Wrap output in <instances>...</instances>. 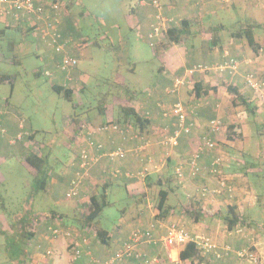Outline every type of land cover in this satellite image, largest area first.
<instances>
[{
	"label": "rangeland",
	"instance_id": "obj_1",
	"mask_svg": "<svg viewBox=\"0 0 264 264\" xmlns=\"http://www.w3.org/2000/svg\"><path fill=\"white\" fill-rule=\"evenodd\" d=\"M67 1L66 9L73 18L72 22L75 23L74 28L79 39L76 68L84 84V87L74 88L77 92L73 95L72 101L67 100L62 93L54 91L51 80L41 73L39 75L35 73L41 72L46 67L42 58L46 49L38 43L32 31L21 29L13 31L12 26H5V34L0 38V75L10 76L8 80L0 81V106H5V110H16L21 114L23 121L36 132L34 143L38 145L39 142H44L50 146L46 149L50 156L47 167L49 175L44 188L37 187L33 170L23 163L20 154H12L4 161L2 158L0 264H18L16 261L18 256H23L22 264L28 263L24 255L27 247L25 239L28 231L35 228L39 217L45 212L55 210L61 213L62 219L56 221H61L67 227L76 224L75 212L68 206L75 199H65L66 188L63 186L52 192L53 177L64 179L74 159L75 143L70 141V129L64 126L65 117L74 110H97V106L101 103L108 107L113 101L126 102L130 98L133 101L134 97L151 88L158 76L160 60L154 55L153 41L147 37V27H138L140 17L136 12L139 0ZM245 3L237 2L225 6L224 2H220L222 8L209 19L204 22L196 20L192 25L204 23L203 25L208 27V25L223 24L224 27L218 30V36L221 38V44L226 45L231 28L240 23L264 22V6L262 9H257L253 7V2ZM175 19L176 24L183 20L180 17ZM260 31L263 30H255L254 33L255 37H261L260 52L264 54V34ZM200 44L201 38L193 36L183 37L179 43L181 47L193 45L196 48ZM246 46L247 52L253 55L250 47L247 44ZM15 56L19 62L12 61ZM260 61L258 64L260 69L257 72L264 77V61L262 59ZM179 99L185 104L189 103L182 98ZM232 101L237 104L238 99L225 95L219 113L215 116L222 121L223 129L234 121L239 123L244 137L243 140L236 142H226L224 139L220 152L225 157V167L223 162L221 167L225 168L224 174L233 173L232 182L236 184L237 196L242 197L239 198V202L247 210L245 216L249 223L245 228L253 236L255 250L260 254L259 264H262L264 261V106L260 105L255 114L245 111V114H241L239 118V112L247 109L240 104L241 107L236 110L231 104ZM77 105L79 107L76 108ZM190 110H195L193 105L190 106ZM222 131L220 134L225 138ZM37 145L33 144L30 149H39ZM247 150L252 154L249 158L242 156ZM244 159L254 162L255 167L252 170L247 169L248 178L241 181L239 178L242 176V171L239 168L243 165ZM227 170L230 173L226 172ZM183 176L184 173L182 178ZM119 178L120 176L114 179ZM113 186V194L110 189L109 196L114 195L118 200L117 204L104 208L95 220V223L105 229L117 223L121 208L125 207L131 213L134 212L131 205L133 200H129L122 187H116L115 184ZM235 198L236 195L234 200ZM206 234L215 240L209 233ZM228 259L235 258H227L225 261Z\"/></svg>",
	"mask_w": 264,
	"mask_h": 264
},
{
	"label": "crops",
	"instance_id": "obj_2",
	"mask_svg": "<svg viewBox=\"0 0 264 264\" xmlns=\"http://www.w3.org/2000/svg\"><path fill=\"white\" fill-rule=\"evenodd\" d=\"M63 1L65 6L68 7V1ZM150 1L151 0H139L136 12L140 17L138 27H147V33L149 31L150 24L154 19V8L150 5ZM248 1L253 2V7L257 9H262L264 6V1L259 0L257 2L255 0H160L163 6V14L165 16L170 17L173 20L180 17L187 20L191 25L193 24L192 22H195L196 20L204 22L206 19H209L211 15L215 14L222 8L220 2H224L225 6H227L229 4L234 5L237 2L248 3ZM67 10L68 9H66L65 14L61 18V28L64 32L72 34L74 39L77 41L79 39H77L78 34L74 28L75 23L72 22L73 18L70 17L69 10ZM133 12L135 11L133 10ZM203 24L204 23L201 25L205 27ZM5 26L7 27V25L0 23V29H4L3 32H0V38L2 34H5ZM10 26H12L11 28L13 31L20 29L26 31V29L29 28L25 24ZM211 26L212 25H208L205 29L211 28ZM192 34H195L193 30L189 32L188 36H192ZM202 34H204V32ZM193 37H199V35L196 34L193 35ZM260 38L261 37H257L258 41ZM152 43L154 44L156 41ZM39 44L44 47L43 44ZM246 47L244 39L230 37L226 45L221 44V40L219 43H215L213 45L206 40H201V44L198 48L193 47V45L190 47H181L179 43H177L172 44L166 52L160 53L158 55L160 65L157 69L158 76L155 83H153L151 88L144 90V93L142 92L140 96L134 97L133 101L131 100V103L136 108L138 114L145 118L147 122V124L141 128V130H143L140 132V135L150 140V144L146 148V153L152 156L154 163L158 164L159 167L155 169L148 164L145 176L140 178L137 177L136 174L137 171L140 170L141 166L132 154L128 153L124 158L114 162H109L106 158H102L89 170L88 175L80 185V191L77 196L73 198H66L64 193L65 199H75V201L71 202L68 206H70L75 212L74 217L76 224L67 227V225L61 221L57 222L56 218H46L41 216L38 223H36L35 228L32 230L34 231L33 235L26 243L27 247L25 256L28 260L27 264H89L90 257H94L102 261L120 247L122 242L127 238L133 229L137 227L145 228L149 223L167 221L175 222L189 231H203L205 233H209L220 244L229 243L234 247L241 246L244 243V239L237 235L229 234V231L226 229V226L221 218L216 216L217 211L223 212L225 206L227 207L228 202L225 200L226 196H219L213 200L207 198L208 203L207 201L202 202L197 200V194L195 192L196 187L204 182L214 183L215 180L208 174H200L195 178L190 177L188 175L187 162L192 151L199 142L200 137L206 133L207 122L209 119L218 115L221 102L225 95L235 97L233 93L227 90L225 84L236 86L238 91L242 93L244 97L252 95L251 92L243 85L242 72L249 66L259 70L260 66H258V64L261 62V59L264 61V54L260 52L262 50L260 48L259 53L256 55H250L247 52ZM76 52L77 51H74L75 54ZM226 55L234 56L239 59L249 58L251 63L247 64L249 66L243 65L241 67V72L234 76H223L214 73H197L195 76L196 81L208 84L212 88L209 90L207 95L196 97L191 88L183 87L181 89L179 98H182L184 101H188L189 103L187 104L189 107L193 105V108H195V110H192L189 115V120L195 122V127L191 134L182 135L178 146L167 153L158 143V132H160L164 127H172V120L162 117L161 106H170L175 100L174 98L177 97L166 94V90L170 86L173 77L181 74L186 67H189L194 63L201 62L203 64L210 65L220 62ZM54 57L57 58L58 56L52 50L46 49V51L42 54L45 66L53 68ZM12 61L19 62V59L15 56ZM75 74L77 79L76 85L84 87L83 78L77 68L75 69ZM2 75L4 74L0 75V81L10 79V76L1 78ZM49 80H51V82L64 84L63 75L59 73H56V76ZM122 103L124 102L113 101L108 107H106L105 110H98V106L97 110H74L72 114L65 117L64 126L70 129V141L75 143L74 159L71 163V169L64 179L53 177L52 192L56 191L61 186L66 188L65 192L69 188L70 180L72 179L74 171L77 167V157L81 148L84 146V137L88 130H94L108 122L122 124L120 110H113L114 108H118ZM236 103L237 104L233 103V101L231 102L237 110L238 107L241 106L238 105V101ZM4 107L0 106V110L2 111V125L6 129L5 135L0 136V164H2V158L4 161L12 154H20L23 158L26 152L29 150L33 151V149H30L33 144L37 145L34 143L36 133L32 136L34 130L31 126H29V124L23 121L21 114L16 110H5ZM77 107L79 106L77 105L76 108ZM72 115L76 116L80 123H84V128L80 131H78L75 126L73 127L74 124L71 122ZM132 128L136 132H139L138 130H140L137 126H133ZM18 134H22L21 139L12 142V139H14ZM93 137L94 139L103 142L106 149H111L113 146L118 145L130 149L138 144V140L136 139H131L128 136H120L109 130L93 133ZM224 139L225 138L221 134L216 136L218 147L215 153H219L225 167V157L220 152L225 141ZM226 142L229 141L226 140ZM221 143L223 144L221 145ZM37 146L42 153H48L50 156V153L46 150L47 147L50 146L44 142H39ZM213 155L214 152H205L201 158V163L203 165L209 164ZM113 166H116L123 171V175L120 176L119 179L111 180L107 176L109 169ZM177 166L182 167L184 173L182 179L177 178L174 173V169ZM224 171L225 168L223 169V172ZM125 172L131 174V176L129 177L124 175ZM226 172L230 173L228 170ZM231 175H233V173H231ZM247 176L248 175H242L238 178L242 181L243 179H247ZM238 178L236 179L237 181ZM1 181H3V177L0 175V182ZM114 184L116 187H122L126 195L129 197V200H133L131 205L134 208V212L131 213L130 210L125 207L121 208L117 223L113 224L109 229H105L95 223V228L99 227L106 230L105 240L107 242L104 243L96 236L94 228L82 225L83 223L81 218L84 213V209L88 205V200L93 194L98 195L102 191L106 192L109 202L106 207L111 206L112 204L113 206L117 204L118 200L115 196H109V190L111 189L112 192ZM162 189H166L169 192L166 198L168 213L164 219L156 217V209L154 208L158 192ZM237 193L238 191H236L235 206L237 210L245 216L247 210L245 206L240 204L239 198L242 197L237 196ZM109 197L112 200L109 199ZM190 201L199 202L198 205L201 213L198 221H194L187 213L186 206L190 203ZM50 212L61 214L55 210H50ZM48 224H61L63 231L71 230L73 231V234L70 237L65 236L63 233L53 236L46 230V226ZM163 233V228H156V235L160 236ZM73 239L79 241L80 249L82 250V255L79 258L73 257V248L71 246V241ZM141 248L147 258H157V264H197L179 259L178 253L181 246H174L170 252L165 250L162 245L154 246L144 244ZM213 263L251 264L250 262H238L235 259L209 262V264ZM119 264L145 263L141 260L128 259ZM262 264H264V261Z\"/></svg>",
	"mask_w": 264,
	"mask_h": 264
},
{
	"label": "built area",
	"instance_id": "obj_3",
	"mask_svg": "<svg viewBox=\"0 0 264 264\" xmlns=\"http://www.w3.org/2000/svg\"><path fill=\"white\" fill-rule=\"evenodd\" d=\"M191 1V0H188ZM258 1V0H257ZM264 1V0H259ZM150 5L154 8L153 22L150 24L147 37L150 41H160L166 36V30L171 23H174L170 17L163 14V6L160 0H151ZM66 12V6L63 0H0V23L10 25H27L36 35L39 43L46 49L52 50L58 57L53 59V68L45 67L40 73L49 79L56 76V73L63 75L64 84L73 89L77 79L75 69L78 58L74 51L79 48L78 43L72 34L66 33L61 28V18ZM153 44V43H152ZM251 63L249 58H236L226 55L223 60L214 64L195 63L186 67L184 71L174 76L166 94L178 96L183 87L193 88L195 76L197 73H214L223 76H234L241 72L243 65ZM242 78L246 87L252 93L253 98L264 102V77H261L254 67H248L242 72ZM162 107V106H161ZM192 112L190 107L181 101L178 97L168 107H162V117L172 120V127H164L158 132V143L167 153L177 147L182 135L191 134L195 127V122L189 120ZM206 133L203 134L196 147L192 151L187 165L188 174L196 177L200 174H208L215 180L214 183L200 184L196 190L197 200L206 202L207 198L213 200L219 196H226V201L234 200L237 187L233 184V176L226 175L222 171V158L219 153H215L208 165L201 163V158L205 152H215L216 136L222 129V121L213 117L207 122ZM131 124H118L108 122L94 130H88L84 137V146L81 148L77 157V167L69 183V189L66 193L67 198L77 196L80 191V185L89 173V170L95 166L102 158L109 162H114L124 158L128 153L132 154L140 163V170L137 171V177L143 178L147 172V165L150 164L157 169L158 164L150 154L146 153V148L150 140L132 128ZM112 131L120 136H128L131 139L138 140V144L127 149L121 145L106 149L103 142L94 139L93 133L102 131ZM6 129L2 125V111L0 110V136L5 135ZM22 134H18L12 142L20 140ZM177 178L181 179L183 170L177 166L174 170ZM123 175V171L118 167H113L107 176L110 179ZM124 175L131 176L128 172ZM208 203V201H207ZM156 228H163L164 233L160 236L155 234ZM59 225L48 226V232L53 236L64 234L70 237L73 234L71 230H62ZM229 234L249 239V243L243 244L239 248L233 247L229 243L218 244L208 234L189 231L175 222H157L149 223L145 228L137 227L133 229L127 238L122 242L112 254L100 261L90 257L89 264H119L124 260H141L145 264H157L158 259H149L145 256L141 246L144 244L162 245L170 252L174 246H183L188 243H194L198 249V254L207 261H224L227 258H235L239 262L251 261L259 264V259L255 250L253 236L251 232L242 226H236ZM73 257L79 258L82 255L78 240H72ZM170 255V253H169Z\"/></svg>",
	"mask_w": 264,
	"mask_h": 264
},
{
	"label": "trees",
	"instance_id": "obj_4",
	"mask_svg": "<svg viewBox=\"0 0 264 264\" xmlns=\"http://www.w3.org/2000/svg\"><path fill=\"white\" fill-rule=\"evenodd\" d=\"M198 25L197 24L191 25L187 20L184 19L177 24L171 23L166 30V36L164 40H160L153 44L155 55L158 56L160 53L166 52L172 44L180 43L183 37L188 36L191 30H193L195 33L192 34V36L198 34L201 40L204 41L206 40L211 45L220 42L221 38L218 36V30L224 27L223 24L214 25L211 26V28H206V29L202 25L200 24ZM27 30L31 31V28L26 29V31ZM255 30H263L260 32L264 34V22L254 21L253 23H240L236 27L230 29V37L244 39L245 43L250 47L254 55H256L257 53H259V49L261 45L259 41H257L256 39L257 37H255V33H254ZM3 31L4 29H0V32ZM203 32L204 34H202ZM35 73L39 75L40 71H36ZM2 77L5 78L8 77V75L4 74L1 76V78ZM243 85L246 89H248L244 81H243ZM51 87L54 91L58 93H62L64 97H66V99L70 101L73 100V95L75 94V92H77L71 86L63 85L55 82L51 83ZM225 87L229 92L235 95V98H237L239 101L238 104L243 105L245 109H247V110H242V112H239L240 113L239 118L241 117V114L242 115L245 114V111H249V113L255 114L258 107H260V105L264 106V102L262 103L259 102V100H257L256 98L254 99L252 95L248 97L247 96L244 97L242 93L238 91V88L236 86L225 84ZM211 89L212 88L208 84L202 83L201 81H195L194 86L192 88L196 97L207 95L209 90ZM131 100L132 98L120 104L118 107V110H120L122 116L121 123L122 124L127 123V124H132L133 126H137L138 128H140V130H138L140 133L143 130V129L141 130V128H143L147 124V122L145 118H143L140 114H138L136 108L131 103ZM105 109L106 107L103 106L102 103L98 105V110H105ZM71 122L72 124H74L73 127L75 126L78 131L84 128L83 127L84 123H80L76 116L72 115ZM223 131H224L225 139L229 142H236L243 140L244 136H243L242 127L239 123L235 121L233 123L227 124L226 128H224ZM35 133L36 132H33L32 136H34ZM242 156H244L245 158H249L252 156V154L250 153V150H247V152H243ZM48 158H49V154L42 153L39 149H33V151L30 150L26 152L25 155L23 156V163L27 167H29L30 170H33L34 180L37 184V187L39 188H44L47 181V176L49 175L47 173ZM242 163L243 165L239 168L242 171V175L244 176L249 175L247 169L252 170L255 167V163L252 161H248L246 159H244ZM110 170L111 169H109V171ZM67 191L65 192V197ZM168 193L169 192L166 189H162L158 192L154 207L156 209L155 215L157 218L164 219L168 213V205L166 201ZM227 202L228 204L227 207H225L224 211L223 212L217 211L216 216L218 218H221L228 231L233 230L237 225L246 227V225L249 222L248 220H246V217L243 216L242 213L237 210L235 206V200H231ZM108 203L109 202L107 199L106 192L102 191L98 195L96 194L91 195L88 200V205L84 209L83 211L84 213L81 218V221L83 223L82 225L94 228L96 236L99 238V240H101L104 243L107 242L105 240L106 230L99 227L95 228V220L100 215L102 209L108 205ZM198 204L199 202L197 201H190V203L186 206V210L189 217H191L194 221H198L199 215L201 213ZM41 216L46 218L52 217L59 220H61L63 217L61 216V214H57L55 212H50V211L45 212ZM25 223L29 224V222L27 221H25ZM50 225L52 224H48L46 226L47 231H48V226ZM56 225H59L62 228L61 224H53V226ZM33 233L34 231L31 230L28 231L25 239V243H27V240L33 235ZM241 238L244 239V244L249 243L248 238L247 239L244 237ZM15 250H17V248ZM18 252H20V250ZM198 253H199L198 249L196 248L194 243H188L181 246V249L178 253V257L180 260H186L189 261L190 263L209 264V261L204 260L202 257H200ZM257 256L258 259L260 260L259 252L257 253ZM16 261L18 264H22L23 256H18ZM245 262H250L251 264H254L251 261H245Z\"/></svg>",
	"mask_w": 264,
	"mask_h": 264
}]
</instances>
